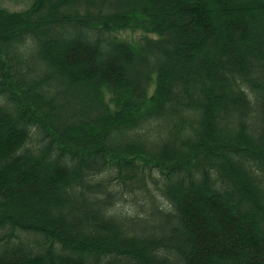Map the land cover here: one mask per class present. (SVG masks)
<instances>
[{"label":"trees","instance_id":"1","mask_svg":"<svg viewBox=\"0 0 264 264\" xmlns=\"http://www.w3.org/2000/svg\"><path fill=\"white\" fill-rule=\"evenodd\" d=\"M2 1L0 264H264V0Z\"/></svg>","mask_w":264,"mask_h":264},{"label":"rangeland","instance_id":"2","mask_svg":"<svg viewBox=\"0 0 264 264\" xmlns=\"http://www.w3.org/2000/svg\"><path fill=\"white\" fill-rule=\"evenodd\" d=\"M2 2L4 4V6L10 8L11 10H19V9L21 10V9L27 8L28 5L30 4L31 0H18V1H16V0H4ZM237 18H239V17H237ZM120 34L123 37H127L128 36L129 38H132L131 36H138V35H140L139 32L132 33L131 31H124V32H122ZM123 203L125 205H127L128 207L131 208L132 207V204H133V200L132 201L131 200H126Z\"/></svg>","mask_w":264,"mask_h":264}]
</instances>
